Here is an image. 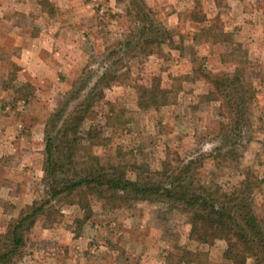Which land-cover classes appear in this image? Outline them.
<instances>
[{"label":"rangeland","instance_id":"1","mask_svg":"<svg viewBox=\"0 0 264 264\" xmlns=\"http://www.w3.org/2000/svg\"><path fill=\"white\" fill-rule=\"evenodd\" d=\"M143 1L150 8L147 20L142 11L136 15L129 0H0L1 161H16L11 152L17 144L25 151L30 177L12 172L11 190L0 189V234L23 208L46 199L45 132L56 135L60 127L46 124L66 102L71 111L87 93L96 99L82 136L91 124L98 126L102 146L90 155L101 163L147 165L156 171L167 159L192 160L201 164L203 180L224 190L246 176L253 183L255 211L264 217V17L232 18L225 0ZM175 2L182 9L176 24H168L165 15L175 12ZM247 7L262 8L264 2ZM191 10L207 22H190ZM146 23L159 27L160 34L167 30L170 40L164 36L165 43L142 50L137 33ZM243 24L246 33L238 31ZM203 27L209 35L198 34ZM201 61L211 76L236 70L243 76L244 86L238 87L239 95L232 93V100L241 102L238 109L248 112V120L237 138L235 160L223 167L208 155L220 144L226 108L202 98L211 85L195 74ZM25 68L35 75L31 81H25L28 72L18 73ZM105 72L114 77L109 86L92 90ZM153 84L167 92L166 105L140 109L137 88ZM82 145L76 152L78 168L89 165L83 162L90 153L88 142ZM77 200L62 196L49 203L52 214L45 208L47 213L37 219L17 264H177L182 254L177 249L196 253L185 256L189 264H229L222 258L225 242L190 241L187 216L163 204L135 201L111 209L109 202L89 197L91 214L84 221L87 212Z\"/></svg>","mask_w":264,"mask_h":264},{"label":"trees","instance_id":"2","mask_svg":"<svg viewBox=\"0 0 264 264\" xmlns=\"http://www.w3.org/2000/svg\"><path fill=\"white\" fill-rule=\"evenodd\" d=\"M129 2L134 5L136 15H140L142 11L144 13L141 15L142 18L147 20L150 8L144 1ZM188 14L190 22L196 24L207 22L205 16L194 10ZM160 30L151 23L139 28L137 34L143 38L142 50L170 40V33L162 29L160 34ZM206 31L209 29L203 27L199 29L198 34ZM213 36L212 33L211 37ZM131 44L132 42L127 41L124 45L130 47ZM152 53L148 51L146 55ZM195 74L206 79L211 85L209 92L202 98L208 102H220L221 109L226 108V113H222L221 117L228 123L221 125L220 144L208 155L216 167H223L224 163L235 160V148L239 144L237 138L242 134V128L248 120V112L238 109L241 102H235L236 97L232 100V93L239 95L238 87L244 86L243 76L238 70L233 75L211 76L204 61L200 62ZM112 78L114 77L106 72L103 73L92 90L99 85L109 86ZM83 82L84 80L80 89ZM137 90V105L140 109H157L166 105L164 98L167 92L158 84H153L150 88L139 86ZM249 90L246 93H250ZM251 92L254 93L252 90ZM101 98L100 94L98 99ZM94 99L95 93H87L84 100L71 111L66 110V102L64 108L56 111L50 123L46 124L47 127L52 125V129L60 124L56 135L50 133L48 129L45 132L43 183L46 188V199L23 208L18 217L8 223L5 233L0 234V264H17L23 256L27 234L37 219L53 208L49 203L62 196L65 199L78 196L77 204L87 212L84 221L88 220L91 214L89 197L109 202L111 209L123 208L135 201L163 204L169 210H176L187 216L190 241L206 245H212L215 241L225 242L226 248L222 258L229 264H247L248 260H252L253 264H264V217L255 211L251 197L253 183L246 176L228 190H224L215 183L203 180L201 164L198 165V162L192 160L186 162L167 159L161 164L160 170L156 171L149 170L147 165L128 166L122 163L104 165L99 157L90 155L92 148L102 146L97 141L98 126L91 124L82 136L83 126L90 120L92 114L90 110ZM83 140L85 143L88 142L87 148L90 149V153L83 156L85 159L83 162L89 165L78 168L76 152L79 151L80 154L81 148L86 147L82 145ZM45 208H48V211L44 213ZM177 250L182 251L177 264H189L187 257L196 254L184 249Z\"/></svg>","mask_w":264,"mask_h":264},{"label":"crops","instance_id":"3","mask_svg":"<svg viewBox=\"0 0 264 264\" xmlns=\"http://www.w3.org/2000/svg\"><path fill=\"white\" fill-rule=\"evenodd\" d=\"M149 0H145V2H147V4H150V2H148ZM155 1V0H154ZM161 1L163 0H158L156 2L161 3ZM171 1V0H169ZM191 2V0H189ZM256 0H225L226 4H227V12L228 15L231 16L232 18H236V19H250L252 17H264V7L262 8H254V9H250L247 7L248 4H253ZM264 2V0H258V2ZM213 3H215V0H212ZM181 2H175L174 3V8H175V12H171L165 16H167V22L168 24H176L177 22V13L182 9V8H178L177 6L180 5ZM242 29H241V25L238 26V31L242 32V33H246V31H248L249 29H245L246 25H242ZM230 30L229 27L225 28V32ZM29 69V68H28ZM27 68L23 69H19L18 73H27L28 77L25 79V81H31L32 79H34L33 76H35L33 74V72H31L32 70ZM18 78V76H17ZM38 128V127H37ZM34 140V138H33ZM20 141V140H19ZM35 141V140H34ZM22 142V141H21ZM16 145V148H12V152L11 154H14V158L16 159V161L11 162V164H5L4 162L1 161L2 155L0 154V177L2 176L4 179L0 180V189L2 190H11L9 188V186H12L13 184L11 182H13V179L11 178L12 176V172H16L17 174H19L20 177H26L29 178V172L27 171V169L24 168V158L25 156V151L22 150V148L18 149V145ZM23 160V161H22ZM33 175V174H32ZM34 176V175H33ZM8 185V186H7ZM26 185L29 187L30 183L29 181H27ZM27 190V189H26ZM4 216L2 215V213H0V217ZM186 232H188L189 230V225L186 224ZM186 238H188V235H186ZM194 247L198 246V244L194 243ZM197 249V248H196ZM208 250H206L205 252H207Z\"/></svg>","mask_w":264,"mask_h":264}]
</instances>
